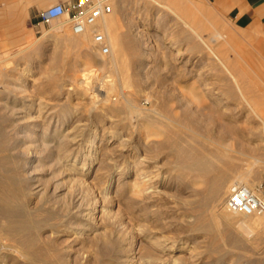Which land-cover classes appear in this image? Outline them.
Segmentation results:
<instances>
[{
	"label": "rangeland",
	"instance_id": "obj_1",
	"mask_svg": "<svg viewBox=\"0 0 264 264\" xmlns=\"http://www.w3.org/2000/svg\"><path fill=\"white\" fill-rule=\"evenodd\" d=\"M160 1L169 3L176 11L179 10L177 12L187 17V20L190 18L189 20L193 21V18L191 19L193 15L206 21L209 19L220 31L225 30V34L229 33L226 36L236 35L237 39L232 44L249 56L255 70L254 81L257 82L255 89L264 94V8L255 14L251 12L253 6L246 5L245 11L251 12V18L244 12L230 13L216 5L214 0ZM153 2L111 0L112 11L109 15L113 14L112 17L116 18V29L120 36L123 35L121 37L126 45L122 57L124 64L122 72L103 63L111 58L112 51L110 55H98L96 51L98 46L95 43L93 53L75 50L69 54L65 62H62L67 46L63 33H69L68 27L62 29L60 27L63 18L52 20L46 26L43 25L39 32L32 31L24 41H19L16 36L18 31L7 27L8 22L5 18L9 14L0 12V58L3 61L1 64L6 66L8 75L10 74L8 80L12 82V86L18 85V92L7 94L18 97V134H21L20 128L24 129L29 122L30 105H34L35 108L32 115L39 113L50 115L53 124L64 122V132L69 130L73 133L77 125L83 123V131L88 139L89 135L91 137L97 130L96 144L103 143L100 148L104 149L105 155H101L95 162L93 171L86 176V180L93 188L96 185L94 195L98 197L97 208L100 210L96 214L98 215L96 221L100 229L106 231L112 240L107 243L96 241L89 231L80 238L67 230V221L75 219L79 222L81 218L76 216L74 210L67 212L66 209H62L68 202L56 203L53 200L50 187L54 186L57 180H65L62 192H66L70 184L68 174L63 173L54 177L52 161L42 156L56 147L51 146V150L46 153L41 145L38 148L35 142L25 141L37 147V155L44 167L33 170L35 172L31 174L20 168L19 163L16 171L8 160L6 164L2 162L0 165V182L12 186L10 190L4 189L3 186L0 190V264H175V260L178 264H192L194 261L195 264H264V223L252 231L241 230L239 223L248 218L243 214L234 215V212H230L233 215L234 227L224 232V240L219 245L220 250L212 253L207 251L212 242L211 235L194 228L202 211L199 202L204 194V185L195 174L176 166L175 152L171 145L178 135L187 138L189 135H196L207 145L217 146L226 153L240 156L242 160L238 171L250 174V183L259 197H264V165L249 166L247 160L251 157L243 151H237L240 149L239 139L245 147L256 143V139L252 138L249 132L239 131L232 135L226 130V123H239L240 127H244L252 120L247 118L248 110L240 98L226 93L229 84L224 79L225 73L222 74L221 67L217 66L214 59L208 57L207 50L200 46L197 38L195 41L189 28L181 23L173 12L165 7L162 9ZM208 24L210 27L202 32H205L204 35L208 36L215 49L221 45L223 49L220 50H224L229 44L224 39L217 40L215 35L210 33L211 30L215 31V27L209 21ZM238 43L239 45H236ZM131 45L135 47L132 48ZM135 48H140L139 52L141 49L145 51L139 53ZM179 51L182 53L181 57L177 56ZM188 67H194V71L188 72ZM79 79L84 81L79 83L77 82ZM192 86L197 87V91L202 94L203 99L201 98L200 102L194 100L190 94ZM203 88H209L211 92L201 90ZM109 89L113 95L116 94L115 97L119 95L116 102L106 99ZM7 95L3 94V100ZM91 96H94L95 101ZM122 102L128 105L132 112L111 108L116 103L123 105ZM1 105L2 103L0 112ZM168 105L173 110L169 114L165 113ZM1 113L0 117L7 119L5 111ZM235 119L236 121H233ZM103 134L105 138H102ZM141 134L148 136L145 138L146 141L140 142V148L146 149V156L148 155V163L146 162L148 169L155 171L154 173H161V181L169 183V186L162 187L167 192L158 204L150 203L154 212H158L161 218L159 222L154 219L153 211L149 214L142 212L143 199L141 201L140 197L136 209L132 208L135 200L131 191L133 173L130 155L135 150L132 148L136 144L133 138ZM237 137L239 139H236ZM123 139L124 143H120ZM108 140L110 142H107ZM99 165L101 168L98 169ZM97 169L96 174L94 172ZM232 178L227 179L228 185ZM27 181H32L33 185L39 188L48 186L44 197L27 193L25 190L28 187ZM228 194L217 204L218 212L230 211L225 205ZM144 215H148V218H143ZM255 217L264 219V214ZM10 221H18V226L19 223L24 222L26 225L30 223L29 228L20 234L18 241L8 238L2 231V227ZM148 234L162 236L160 238L166 235L167 239L177 243L178 250L168 251L158 244L151 243L149 237H146ZM118 236L125 238V242L121 244ZM16 246H24L23 250L27 255L24 256L19 248L17 251ZM122 246L123 252L131 256L130 259L134 258V261L123 260L120 254ZM195 254L199 256H194Z\"/></svg>",
	"mask_w": 264,
	"mask_h": 264
},
{
	"label": "bare ground",
	"instance_id": "obj_2",
	"mask_svg": "<svg viewBox=\"0 0 264 264\" xmlns=\"http://www.w3.org/2000/svg\"><path fill=\"white\" fill-rule=\"evenodd\" d=\"M153 1L156 3L157 6H159L161 8L162 7L168 8L169 11L173 12L172 14H174V16L176 18L181 20V23L183 22L186 25V27L189 28L190 32L192 33V36L195 37L194 38L195 41L197 38V41H199V44L201 43L200 46L202 45L204 47V50H207L208 55H209L208 57L214 59L215 62L217 63V66L219 65L221 67L222 74L225 73L224 79L229 84V86L225 90L226 93L229 94L230 96L240 98L241 102L246 106V108L248 110L247 118L250 121L252 120L251 123L246 124L245 126L243 125L244 127H240L239 123L238 124H234V122L226 123L225 124L226 130L228 132L232 133V135H233V133H236V132L239 133V131L240 132H249L248 134H251L252 138L254 137L257 140V141L255 140L256 143H254V145H251L252 144L251 143L250 145L245 147L242 144L241 139H239V137H240L239 136L236 138V139H239V143H240L239 144L240 149L237 151L238 152L243 151V152H245L244 154H246L252 158V159L250 158L247 160V163L249 164V166H252V165H262L263 166L264 165V94L255 89V84L257 83L256 81H254L255 70L253 69V66L251 64L249 56L247 54H245L242 49L240 50V49H238V47L236 48L232 44L237 39V36L236 35H234V36L232 35L230 37L226 36L229 33L225 34V32H226L225 30H223L224 31V33H223V31H220L217 28V26H215V24L211 20L208 19L209 23L215 27L214 32H213V30L208 28L211 30L210 33L215 35L217 40L224 39L227 42V44H229V46L226 45V48H227V46L229 47L227 49L225 48L224 50H220L221 45H219L220 47H216V49H215L213 47V45L210 43L209 39L207 38L208 36L206 37V35H204L205 32L204 33L202 32L203 30H205L209 26L208 21L204 20L203 18H199V17L195 18L194 15L191 17V19L193 18L192 19L193 21L189 20L190 18L188 19L189 20L188 21L187 17L185 18V16H182V14L177 12L179 10L176 11L174 8H172L170 6L169 3H168L169 5H168L166 2L164 3L160 0H153ZM172 3H173V1H172ZM262 8H264V5ZM112 15H109V13H108V15L107 14L103 15L102 17H100L98 19V21L94 25L89 26L85 32L79 33V34L75 33L73 31V29L70 26H68L66 23L61 22V24H60L61 29L63 27H68V30H69V33H63V36L65 35L64 36V38L66 39L65 41H67L66 42L67 46L64 45V47L66 46V50L64 49L65 51L63 53L62 62H65L66 58L69 56V54L71 55V52H73L75 50H83V51H86L88 54L93 53L94 52L93 45L95 43L93 35H94V32L96 30H100L105 34L107 41L111 46V51H112L111 58L109 60H105L103 63L105 65L111 66V68L112 67L116 68L120 72L124 71L123 70L124 64L122 63L123 62L122 57H123V54L125 52V46L126 45L123 42V39L121 37L123 35L120 36V33H118V31L116 29V25H115V19L116 18L114 19L112 17ZM213 26H211V27H213ZM68 30L66 32H68ZM208 33H209V31H208ZM212 41H214V40H212ZM191 45H193V44H191ZM236 45H239V43ZM195 46L197 47V45H195ZM133 47H135V46L133 45L132 48ZM143 48H145V46ZM217 48H219V50ZM98 49L96 50L98 55L101 54V56H102V53H100V51ZM138 49H140V48H138ZM138 49H136V50H138ZM196 49L197 48H195V50ZM221 49H223V48H221ZM200 50H201V48H200ZM141 51H142V49H141ZM144 51H142V53ZM192 51H193V48H192ZM137 52H139V50ZM110 54H108V55H110ZM134 55H136V54L134 53ZM177 56L181 57L182 53L179 51L177 53ZM210 58H209V60H210ZM1 62H3V61L0 58V104L2 103V105H1L2 111L3 112L5 111L7 119L4 120L3 118L0 117V165L2 164V162H5V164H6L7 163L6 160H8V162L11 163V165H13V168L15 169V171L18 170V165L20 164L19 165L20 168H23L27 173L32 174L35 172V171L33 172V170H36L39 167H41V169H42V167H44V164H43V162H41L39 155H37L36 148L39 145H41V147L44 148L46 150V153H47V152H49V150H51L50 149L51 146H55L56 148L54 150H52L48 154L42 155V156L44 157V159H48V160L52 161V165L54 167V174H53V172H52V174L54 175V177L59 176L63 173L68 174V176H69L68 179L70 181V184L67 186L68 188L66 187L67 188L66 192H62V190L65 187L64 182H63L65 180H62V181L57 180V182L54 184V186L50 185L51 186L50 188L52 189V195L54 198L53 200L56 203L64 202L66 204V202H68L66 207L64 206V207H62V209H66L67 212L74 210V212L76 213V216L81 218L79 222H77L75 219L74 220L71 219V220L67 221V224H68L67 230L74 232L80 238H83V235L89 231L92 233L91 237L95 238L94 240H96V241H104L105 243H107L108 241H112L111 239H109L110 235L106 231L101 230L99 223L96 221V219L98 218V215H96V214L98 211H100L97 208V201H98L97 198L98 197L96 198V196L94 195L95 194L94 189H95L96 185L93 188L91 185H88V182L86 180V176L88 174H90L91 171H93L92 169H93V166L95 165V162L100 159L101 155H105L103 153L104 149H102V147L100 148V146L103 143H101L100 145L96 144L97 130H95V133L93 135H91V137L89 135L88 139H87L88 136H85L84 131H83V126H82V125H84L83 123H82V125H81V123H80V125H77V127L75 128L73 133H71L69 130H68V132H64L63 131L64 122H60V123L57 122L56 124H53V121H50V115L48 116L47 114L42 115L41 113H39V114L34 116V115H32L33 114L32 111L35 109L34 105L33 106L30 105V106H28V108H29L28 109L29 110V113H28L29 114V117H28L29 120L28 121L29 122L26 120L28 122V124L26 125V127L24 129L20 128L21 134L19 135L18 134V107H17L18 106V97L15 95L13 97L7 95V94H10L12 92L13 93L18 92V87H17L18 85L16 87L12 86V82L10 80H8V77L10 74L8 75V71L6 70V66L1 64ZM187 62H188V60H187ZM195 62L196 61H194V64H195ZM72 65H73V63H72ZM70 66H71V64H70ZM193 68L188 67L187 71L191 73ZM185 73H187V72H185ZM222 74L220 76H222ZM91 76H92V74H91ZM81 79H79L77 82L82 83L84 80L82 81ZM218 79H220V78H218ZM75 83H76V81H75ZM222 84H223V82H222ZM86 86H88V85H86ZM107 88H109V87H107ZM116 88L117 87H115V89ZM80 89H81V87H80ZM208 89L209 88H203L201 90H203V91L206 90L207 92H211V90H208ZM84 90H85V88H84ZM110 91H111L110 89L107 91L106 99L108 101H111V102L117 100V97L119 95L115 97L116 94L113 95ZM87 93H89V92H87ZM3 94L7 95L6 97L4 96L5 97L4 100L2 98ZM190 94L193 96V99L197 100V101L201 100V98L203 97L202 94L199 91H197V87H194V86H192L190 88ZM21 96L22 95H20V97ZM91 97H92V99H94L93 101H95L94 96H91ZM96 99H97V97H96ZM123 101H124V99H123ZM122 104L123 105H119V104L117 105V103H116L115 106L111 107V105H110V107L113 110L123 111V112H128L131 110V109H129L128 105L124 104V102H122ZM126 104H127V102H126ZM101 105H103V104H101ZM95 107H97V106H95ZM168 108H169V105L167 106V108H166L167 112H165V113L169 114L173 110L170 108L168 109ZM209 109H210V107H209ZM131 112H132V110H131ZM51 115H52V113H51ZM63 115H65V114H63ZM136 116H137V113H136ZM157 116H158V114H157ZM52 117H54V116H52ZM19 118H20V116H19ZM20 120H22V119H20ZM233 121H236V119ZM197 128H199V127H197ZM237 136H238V134H237ZM146 137H148V136H144L141 134L140 136L133 138V140L136 142V144L132 147L135 150L132 151L131 155H130L132 158L131 171L133 173V182L131 183V191L133 194V199L135 200V204L132 206V208H135L137 206L138 199L140 197L141 201L143 199V205H142L143 208H141L142 212L144 211L147 214H149L153 211L154 219L157 222H159L161 220V218H160V216H158V214H157L158 212H154V209H152V207H151L152 204H150V203L152 202L154 204V202H157V204H158V201L167 192V190L165 191L162 187L169 186V183H165V182L161 181V179H160L161 173L160 174L158 172L154 173L155 171L153 172L150 169H148V166H147V163H148L147 162V160H148L147 156L148 155L146 156V153H145L146 149L144 150V149L140 148V146H141L140 142L142 143V140L144 141ZM102 138H105L104 134H103ZM25 141L26 142L27 141L28 142L29 141L35 142L37 147H35V146L33 147L34 144L31 146V145L25 143ZM107 142H110V140H108ZM121 142L124 143V139L121 140L120 143ZM24 144H27V145L24 146ZM171 146H173L172 148H173V151L175 152V159H176V163H177L176 166L181 170H188V171L192 172L193 174H195L197 177L200 178L201 183L204 185L203 197L201 196L202 197L201 201L200 202L198 201L199 205L203 209L202 208L200 209L202 211L200 212V214L197 217L196 223L194 224V228L204 230L211 235V237H212L211 241L212 242L210 243V245L207 248L208 252L212 253V252L219 251L220 250L219 245L224 240V232L226 230H231V228L234 227V220L232 219V216H233L232 213H230L232 211H229V212L227 211V212L221 213L220 211L218 212V210L216 209V206L218 203H220L223 200L224 196L229 193L231 186L234 184H237V183L247 186L254 193H256L252 187V184L250 183V174L248 172L238 171V169L241 167V160H242V158L240 156L234 155L233 153L232 154L226 153V152H224L223 149H221L217 146L207 145L201 139H199V137L196 135H193V134L189 135L188 138L184 135H178L175 138V141L173 142V144ZM140 150H142V151L140 152ZM101 159H103V156ZM106 160H108V159H106ZM115 164H117V163H115ZM100 165L98 166V169H99ZM256 168H257V166H256ZM98 169L94 173L97 174ZM251 170L252 169H250V171ZM96 174L95 175L93 174L94 177L96 176ZM27 175H29V174H27ZM31 177H32V175H31ZM230 177H233V178H232L230 184L228 185L227 179ZM33 178H31V179L35 180L36 176ZM58 179H59V177H58ZM49 180H50V178H49ZM33 184L34 183L32 181L28 182V187L25 188L27 193L34 194V195L40 196V197H42V196L44 197V195L47 193L48 186L47 187L43 186L42 188H39L38 186H34ZM93 185H94V183H93ZM2 186L4 189H7V190L12 189V186H10V185L8 186V184L0 182V190H1ZM98 187H96V188H98ZM107 187H108V185H107ZM7 203H8V201H7ZM157 204H154V205H157ZM135 209L133 211H135ZM195 210H196V208H195ZM6 213H7V211H6ZM6 213H4V214H6ZM8 214H7V216H8ZM234 215H235V213H234ZM112 216L113 215H111L110 217H112ZM137 216H139V214H137ZM244 216H246L245 218H248V219H245L241 223H239L240 228L239 227L238 228L241 230L252 231L256 227L260 226L261 224L263 225V223H264L263 217H255L256 215H244ZM4 217L7 218L6 215H4ZM143 218L147 219L148 215L147 216L144 215ZM164 221H165V219H164ZM164 223H166V222H164ZM28 225H26L23 222L22 224L19 223V226H18V221L17 222H11L10 221V222L6 223L5 226L2 227V231L8 236V238L18 241L20 234H22L25 231V229H27ZM33 226H34V224H33ZM263 234H264V232H263ZM146 237H149V239L151 240V243L158 244V245L162 246L163 249H165V250H168V251L178 250V248L176 247L177 243H174L175 241H173L169 238L167 239L166 235H165L166 239H164L165 238L164 236H163L164 238H160L162 236L158 237L156 234H151V235L146 236ZM117 239L120 240L119 241L120 243L125 242L124 241L125 238H123L121 236H118ZM13 243H15V242H13ZM120 243H119V246L122 244V243L121 244ZM110 244H111V242H110ZM18 248H19V250H21V252L24 254V256L27 255V252H25V250H23V249H25L24 246H22V247L16 246L17 251H18ZM88 250H89V248H88ZM123 251L124 250H123V246H122L121 250H120V252H121L120 254H121V257L123 258V260L125 262H131V261L135 260L134 258L130 259L131 256L127 255ZM197 251H199V250H197ZM200 251H202V250H200ZM205 254L206 253L204 252V255ZM194 256H199V255L195 254ZM106 262H109V261H106ZM195 263L196 262L194 261L192 264H195ZM175 264H178V262L176 260H175Z\"/></svg>",
	"mask_w": 264,
	"mask_h": 264
},
{
	"label": "built area",
	"instance_id": "obj_3",
	"mask_svg": "<svg viewBox=\"0 0 264 264\" xmlns=\"http://www.w3.org/2000/svg\"><path fill=\"white\" fill-rule=\"evenodd\" d=\"M112 11L111 0H72L70 4H59L41 12L44 22L63 18V23L69 25L75 33H83L94 25L100 17ZM94 42L104 55L111 53V46L105 34L96 30ZM228 210L243 215L264 214V197H259L243 184L231 186L225 202Z\"/></svg>",
	"mask_w": 264,
	"mask_h": 264
},
{
	"label": "crops",
	"instance_id": "obj_4",
	"mask_svg": "<svg viewBox=\"0 0 264 264\" xmlns=\"http://www.w3.org/2000/svg\"><path fill=\"white\" fill-rule=\"evenodd\" d=\"M0 12L9 14L5 21L7 27L16 29L19 41H24L32 31L39 32L43 25H47L41 18V12L59 4H70L72 0H2ZM220 8L230 13L244 12L252 18L251 12L255 14L261 11L264 0H214ZM241 1V2H240ZM246 5L253 6L251 12H246ZM262 6V7H261ZM27 9V10H26ZM61 18H58L59 20ZM55 20V19H54ZM10 22V25H9Z\"/></svg>",
	"mask_w": 264,
	"mask_h": 264
}]
</instances>
